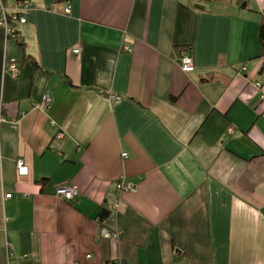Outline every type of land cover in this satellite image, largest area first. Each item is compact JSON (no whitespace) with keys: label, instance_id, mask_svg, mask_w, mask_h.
I'll use <instances>...</instances> for the list:
<instances>
[{"label":"crops","instance_id":"crops-1","mask_svg":"<svg viewBox=\"0 0 264 264\" xmlns=\"http://www.w3.org/2000/svg\"><path fill=\"white\" fill-rule=\"evenodd\" d=\"M30 1L0 27V264H264V0Z\"/></svg>","mask_w":264,"mask_h":264},{"label":"built area","instance_id":"built-area-1","mask_svg":"<svg viewBox=\"0 0 264 264\" xmlns=\"http://www.w3.org/2000/svg\"><path fill=\"white\" fill-rule=\"evenodd\" d=\"M32 7H33L32 3L25 2V3H19L12 10H9L6 8L4 4V0H0V27L4 30L7 38H13V39L16 38V35L14 33V27L17 24L24 25L27 22V15L29 14V11L32 9ZM65 12L66 13L70 12L69 7H66ZM124 49L126 51H130V49L127 46H124ZM73 52L77 54L78 50H74ZM179 66H180L181 71L185 73H190L194 71L193 60L188 54L182 56ZM6 67L11 72L18 71V67L14 59H11L10 62L8 63V66ZM42 102L45 104L50 103L49 96L45 95L42 98ZM4 121H5V118L3 117V114L0 109V123ZM122 156H125V154H123ZM16 170L19 176H25L28 174V167L25 164L23 159L19 158L16 160ZM114 187L117 190V192H120V193L121 192H131L135 190L134 189L135 186L129 182H126L125 180L117 182ZM55 195L64 201L70 202L78 197L79 191L75 186L62 185L56 188ZM9 198H11V194L4 195V199H9ZM100 236L102 238H108V239L118 238L117 233H112L105 227L101 228Z\"/></svg>","mask_w":264,"mask_h":264},{"label":"trees","instance_id":"trees-1","mask_svg":"<svg viewBox=\"0 0 264 264\" xmlns=\"http://www.w3.org/2000/svg\"><path fill=\"white\" fill-rule=\"evenodd\" d=\"M68 0H55V2H59V3H63V2H67ZM25 2H28V1H25V0H18L17 1V4L19 3H25ZM193 5L196 7L199 6L200 4L199 3H193ZM240 7H244V4L242 3ZM258 42H259V57H264V14L261 15L260 17V20H259V23H258ZM17 31L15 30V27H14V33L16 35V38H17ZM183 56V55H182ZM182 56L178 59V62H180ZM237 71V68H234ZM211 74H214L216 72H210ZM50 98V103H48L47 105L51 104L52 103V98L51 96H49ZM102 221V219H97V222H100ZM121 264V263H119Z\"/></svg>","mask_w":264,"mask_h":264},{"label":"bare ground","instance_id":"bare-ground-1","mask_svg":"<svg viewBox=\"0 0 264 264\" xmlns=\"http://www.w3.org/2000/svg\"><path fill=\"white\" fill-rule=\"evenodd\" d=\"M25 1H28V3H34V2H32V1H30V0H25ZM17 5V4H16ZM67 7H69V6H67ZM69 10H70V8H69ZM70 13V12H69ZM68 14V13H67ZM129 52V51H128ZM195 68V67H194ZM254 86H255V88L258 90V92H259V99L261 100V101H264V84L262 83H260V82H255V84H254ZM260 88V89H259ZM16 165V164H15ZM56 196V195H55ZM57 197V196H56ZM62 200V199H61ZM64 201V200H63Z\"/></svg>","mask_w":264,"mask_h":264},{"label":"water","instance_id":"water-1","mask_svg":"<svg viewBox=\"0 0 264 264\" xmlns=\"http://www.w3.org/2000/svg\"><path fill=\"white\" fill-rule=\"evenodd\" d=\"M107 215H108V211L107 210H102L100 218H102L103 216H107Z\"/></svg>","mask_w":264,"mask_h":264},{"label":"rangeland","instance_id":"rangeland-1","mask_svg":"<svg viewBox=\"0 0 264 264\" xmlns=\"http://www.w3.org/2000/svg\"><path fill=\"white\" fill-rule=\"evenodd\" d=\"M200 1V0H199ZM204 6H206L207 5V3L206 2H204V4H203Z\"/></svg>","mask_w":264,"mask_h":264}]
</instances>
